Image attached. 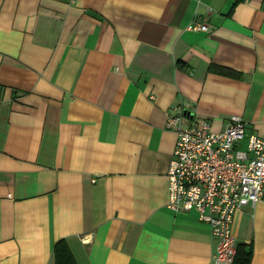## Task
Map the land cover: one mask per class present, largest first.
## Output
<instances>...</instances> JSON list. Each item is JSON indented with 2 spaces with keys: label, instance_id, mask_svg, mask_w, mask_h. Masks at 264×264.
Listing matches in <instances>:
<instances>
[{
  "label": "crops",
  "instance_id": "obj_1",
  "mask_svg": "<svg viewBox=\"0 0 264 264\" xmlns=\"http://www.w3.org/2000/svg\"><path fill=\"white\" fill-rule=\"evenodd\" d=\"M182 104L264 137V0H0V264L59 240L76 264H209V226L166 209ZM231 232L264 264V202Z\"/></svg>",
  "mask_w": 264,
  "mask_h": 264
},
{
  "label": "built area",
  "instance_id": "obj_2",
  "mask_svg": "<svg viewBox=\"0 0 264 264\" xmlns=\"http://www.w3.org/2000/svg\"><path fill=\"white\" fill-rule=\"evenodd\" d=\"M187 29L209 32L198 21ZM188 111L185 104L177 105L166 118L165 129L177 136L166 174V209L195 212L216 242L209 264H234V214L264 202V137L247 134L239 116H231L215 132L208 122L190 119Z\"/></svg>",
  "mask_w": 264,
  "mask_h": 264
},
{
  "label": "trees",
  "instance_id": "obj_3",
  "mask_svg": "<svg viewBox=\"0 0 264 264\" xmlns=\"http://www.w3.org/2000/svg\"><path fill=\"white\" fill-rule=\"evenodd\" d=\"M177 66H182L181 62H177ZM213 69L210 67V70ZM220 69V68H219ZM221 74H224L226 76L241 79V75L237 72L231 71V70H220ZM245 246L238 245L237 246V254L234 260V264H249L250 258H251V251L250 249L248 251L245 250ZM53 262L54 264H76L73 255L67 246L65 240H59L55 243L53 247Z\"/></svg>",
  "mask_w": 264,
  "mask_h": 264
}]
</instances>
